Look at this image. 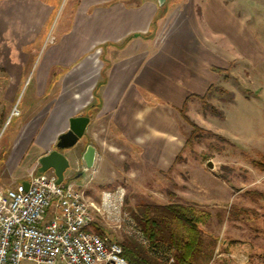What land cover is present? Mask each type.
Wrapping results in <instances>:
<instances>
[{"label": "crops", "instance_id": "obj_1", "mask_svg": "<svg viewBox=\"0 0 264 264\" xmlns=\"http://www.w3.org/2000/svg\"><path fill=\"white\" fill-rule=\"evenodd\" d=\"M171 1L153 25L157 0H0V76L8 77L0 101L9 99L10 110L11 86L34 79L13 146L1 155L0 189L26 183L77 115L90 120L64 150L65 179L87 196L114 181L103 170L118 149H139L140 160L168 170L185 147L179 109L219 80L212 66L239 81L249 71L264 76V0Z\"/></svg>", "mask_w": 264, "mask_h": 264}, {"label": "rangeland", "instance_id": "obj_2", "mask_svg": "<svg viewBox=\"0 0 264 264\" xmlns=\"http://www.w3.org/2000/svg\"><path fill=\"white\" fill-rule=\"evenodd\" d=\"M219 41L223 40L219 38ZM218 76L206 103L222 109L224 116L213 115L204 101L191 96L186 112L202 129L196 132L199 136L183 148L170 169H155L140 160L139 149L119 146L126 152L118 149L112 153L111 167L103 170L108 179L114 178V181L102 189L100 195H90L99 200L104 190L122 187L125 192L123 211L131 217V211L144 202L176 201L192 205L202 217L204 250L212 254L211 259L203 263L264 264V76L262 72L252 71L240 81L238 76L229 77L224 71ZM31 78L24 76L20 86L12 85L9 89L10 93L18 89L10 110L7 109L9 99L0 101V112L3 111L0 114V161L16 138L20 102L33 88ZM2 79L8 80V77L0 76ZM8 111L10 114L5 116ZM179 120L187 137L191 126L183 118ZM208 161L213 164L211 168ZM26 162L24 159L22 166ZM33 173L38 170L30 174ZM15 182L11 180L7 186ZM94 222L114 241L130 236L126 225L119 226L103 214H97Z\"/></svg>", "mask_w": 264, "mask_h": 264}, {"label": "built area", "instance_id": "obj_3", "mask_svg": "<svg viewBox=\"0 0 264 264\" xmlns=\"http://www.w3.org/2000/svg\"><path fill=\"white\" fill-rule=\"evenodd\" d=\"M124 194L116 187L96 200L73 179L58 183L53 170L1 188L0 264H133L118 241L90 229L97 214H103L150 246L133 217L123 211ZM168 264H174L173 257Z\"/></svg>", "mask_w": 264, "mask_h": 264}, {"label": "trees", "instance_id": "obj_4", "mask_svg": "<svg viewBox=\"0 0 264 264\" xmlns=\"http://www.w3.org/2000/svg\"><path fill=\"white\" fill-rule=\"evenodd\" d=\"M167 9L168 0L159 5L153 25L165 15ZM212 69L219 73L223 71V68L218 66H212ZM213 88L214 86L211 85L205 94L192 96H196L206 103L212 95ZM189 98L190 96L179 109L181 117L191 126L185 146L191 144L193 138L199 136L196 132L202 129L200 125L190 119L186 112ZM206 109L213 115L224 116V111L212 104H207ZM179 157L180 153L175 161ZM131 212L137 226L150 244V246H146L133 236L124 237L119 242L122 246L123 256L133 264H168L169 257H173L174 264H206L211 259L212 254H207L204 250V238L200 226L202 217L194 206L176 201L144 202L137 205ZM90 229L102 237H107L105 230L95 222L92 223Z\"/></svg>", "mask_w": 264, "mask_h": 264}, {"label": "water", "instance_id": "obj_5", "mask_svg": "<svg viewBox=\"0 0 264 264\" xmlns=\"http://www.w3.org/2000/svg\"><path fill=\"white\" fill-rule=\"evenodd\" d=\"M167 0H157L162 5ZM90 118L86 115L72 116L69 120V128L58 136L55 148L39 157L38 173L53 170L57 176V182L61 183L65 179V171L70 167L71 162L64 153L65 149L73 148L85 135ZM96 149L89 144L83 153V159L88 168L92 167L95 160ZM211 168V161L207 162Z\"/></svg>", "mask_w": 264, "mask_h": 264}]
</instances>
